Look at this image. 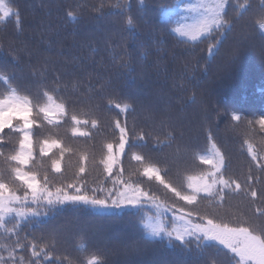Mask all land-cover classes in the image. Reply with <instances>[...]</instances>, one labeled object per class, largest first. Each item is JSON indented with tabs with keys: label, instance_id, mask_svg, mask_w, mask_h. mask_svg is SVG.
<instances>
[{
	"label": "trees",
	"instance_id": "obj_1",
	"mask_svg": "<svg viewBox=\"0 0 264 264\" xmlns=\"http://www.w3.org/2000/svg\"><path fill=\"white\" fill-rule=\"evenodd\" d=\"M10 2L19 11L22 27L17 26L15 16L0 22V71L12 75V87L31 101L30 118L36 121L31 129L33 159L25 170L36 172L41 180L46 174L52 186L68 184L63 179L68 176L65 165L69 164L70 152H64L61 157L60 149H68L67 140L85 141L103 134L100 152L94 160L87 153L77 151L79 157L72 183L79 181L86 186L93 164L98 178L110 179L109 188L113 189L114 177L122 168L125 179L169 206L187 211L206 203L209 207L206 215L217 222L231 225L243 222L257 230L264 228V216L255 213L256 208L264 211V168L259 166L264 164V139L245 134L251 127L248 120L232 119V113L245 117L247 111L243 108L251 102L258 107L256 120L264 115V59L257 53L264 47V32L253 24V18L242 19L231 31L225 28L223 34L213 26L209 32L192 39L183 34V29L198 19V12L187 7L197 4L198 0H145L143 4L140 0H127L138 22L135 29L126 25L128 10L118 8L117 0ZM250 3L254 11L264 7V0H250ZM68 11L77 13V18L66 17ZM178 28L182 30L177 31ZM244 38L248 39L247 48L241 50L238 45L245 46L246 40L241 42ZM210 45L214 46L211 52ZM234 49L238 50V58L230 63L227 54ZM122 58L129 61L127 65L121 62ZM226 68L230 70L223 71ZM208 76L215 79L209 83ZM8 91V86L0 81V98ZM44 92L65 105L66 114L57 117L54 124H48L38 112L37 106L48 103ZM116 103L127 105V111L116 108ZM73 115L89 123L76 125L71 119ZM92 120L97 122L96 127H92ZM117 120L122 125L126 122L131 142L109 176L101 161L107 155L106 145L112 144L115 151L119 143ZM231 124L234 126L230 127ZM74 127L88 135H73ZM54 128L66 136L51 135ZM5 133L0 143L5 145V153H10L18 147L19 134L9 129ZM141 134L149 141L150 149L138 143L137 137ZM157 139L163 143L157 144ZM45 140H57L60 146L41 156L39 148ZM134 140L137 141L132 143ZM213 144L225 160L224 178L235 179L244 188L239 193L226 195L223 204L215 197L201 194L196 205H187L154 178L144 176L142 166L131 159L132 153L143 156L145 164L161 170L166 182L182 194H188L189 176L214 171L199 159L213 152ZM249 144L262 157L259 162L252 159ZM81 155L87 157L83 161L86 172L77 175ZM52 160H60L59 173L52 169ZM0 167L7 169L3 158H0ZM249 170L254 179L246 183ZM8 178L6 171L5 179ZM249 188L258 191L254 201L246 194ZM229 192L225 189L226 194ZM157 213L143 207L117 213L92 211L80 205L51 208L45 219L30 218L21 224V235L27 233L31 239L33 235L47 237L55 233L56 243L50 250L52 259L59 258V264H85L86 257L92 254L100 255L104 264H159L162 261L235 264L228 252L209 242L197 248L192 238L190 245L174 238L170 241L165 236L146 240L142 221ZM161 216L166 218V224L175 220L169 214ZM7 242L0 240V243ZM20 254L28 258L31 249L25 248ZM41 264L49 261L41 258Z\"/></svg>",
	"mask_w": 264,
	"mask_h": 264
},
{
	"label": "snow or ice",
	"instance_id": "obj_2",
	"mask_svg": "<svg viewBox=\"0 0 264 264\" xmlns=\"http://www.w3.org/2000/svg\"><path fill=\"white\" fill-rule=\"evenodd\" d=\"M144 2L145 0H140L141 4ZM116 6L121 10H128L125 23L130 29H135L138 22L136 17L131 14V5L127 3V0H117ZM187 7L199 14L193 25L185 26L183 29V34L190 35L192 39H196L197 35L202 32H209L213 26L221 34L225 28L231 31L237 23L252 12L250 0H244L243 3L240 0H198L197 4ZM11 16H15L17 26L22 27L19 11L12 6L10 0H0V22ZM66 17L75 20L77 13L68 11ZM252 22L264 32V7L253 17ZM181 30L177 29V31ZM213 47V45L209 46V52L213 50ZM238 54V50L230 51L227 54L228 61L234 63ZM121 62L127 65L129 61L122 58ZM12 80V75L0 71V81H3L9 88L7 95L0 98V141L5 139V129L19 134L18 147L10 153H5V145L0 143V158H3L7 165V169L0 167V240L8 241L7 243H0V264H41V258L49 261V264H59V258L52 259L53 252L50 250L54 248L56 243L55 233H50L47 237L33 235L31 239L27 233L21 235V222L30 217L39 216L41 213L38 209L40 208H54L58 204L65 203L75 205L82 203L90 204L98 211H103L113 206L136 208L147 202L152 203L158 210L166 208L167 211L172 212L175 220L168 221L166 224V218L162 217L159 212L155 216L149 215L147 219L142 221L147 233L146 240L151 241L166 236L170 241L174 238L183 245H190L192 243L191 238H194L197 242V248H200L204 241H215L228 249L235 264H264V228L257 230L251 225L245 226L243 222L236 225L217 222L198 211H186L183 207L169 206L149 192L144 191L139 185H132L123 179L114 180V185H121L120 187H114L111 190L100 188L99 191L106 194L104 197L98 198L95 195L97 189H93V195L89 196L84 190L83 184L68 183L59 187L51 186L46 174L41 180L37 178L36 172L25 170L33 159L31 129L36 121L30 118L32 113L31 101L28 97L19 95L17 89L12 87ZM44 96L47 97L48 103L37 106L38 112L43 114V119L48 124H54L57 122V117L66 114L65 105L56 102L48 92H44ZM115 106L122 112L127 111L128 108L127 105L122 106L119 103H116ZM71 119L76 125L89 123L87 120L81 121L75 115ZM232 119L240 121L241 117L232 113ZM14 120L20 121V123L14 124ZM247 123L252 125L253 121L248 120ZM255 123L264 129V115L260 116ZM91 125L96 127L97 122L92 120ZM115 127L120 133L119 143L116 145L115 151H113L112 144H107V155L101 161L104 165V171L109 176L113 173L114 165L119 164L120 156L125 153L126 145H129L126 122L122 125L117 120ZM72 132L73 135H88V133L80 131L78 127H74ZM137 140L144 141L145 137L141 134ZM162 143L163 141L157 139V144ZM59 146L60 143L57 140L51 142L45 140L39 148V154L46 156L52 148ZM212 148L213 152L210 155L199 156V159L204 164L211 165L214 171L207 175L189 176L187 187L191 191L188 194H182L172 184L166 182L161 176V170L155 165L145 164L143 156L132 153L131 159L142 166L144 176L150 179L154 178L180 200L185 201L187 205H196L201 194H205L206 197H215L220 204H223L226 195L239 193L244 191V188L235 179L224 178L222 171L225 168L224 157L215 144L212 145ZM66 151H70V149H60L61 157ZM248 151L254 161L259 162L262 159L251 144H249ZM86 159V156L81 155L82 163L77 175L86 172L83 163ZM259 166L264 168V164H259ZM51 167L59 173L61 171L60 160H52ZM6 171L9 177L7 180L5 179ZM119 171L122 176L123 169L120 168ZM253 179L251 170H249L245 182H250ZM69 189L72 191L70 192ZM225 189L230 190V192L226 194ZM18 190H22V194H18ZM246 194L250 195L253 201L258 197V191L255 188H249ZM255 213L264 216V211L260 208H256ZM175 221L182 223L177 224ZM10 223L11 227H9ZM168 224L171 226L169 227ZM25 248L31 249V256L28 258L20 254ZM83 250L86 251V249ZM4 253L7 255L5 256ZM85 264H104V261L100 255L92 254L86 257Z\"/></svg>",
	"mask_w": 264,
	"mask_h": 264
},
{
	"label": "rangeland",
	"instance_id": "obj_3",
	"mask_svg": "<svg viewBox=\"0 0 264 264\" xmlns=\"http://www.w3.org/2000/svg\"><path fill=\"white\" fill-rule=\"evenodd\" d=\"M260 11V10H259ZM259 11H254V10H252V12H251V14L250 15H248V16H246L245 18L246 19H248V18H253ZM245 40H246V42H245ZM241 42H245V46L243 47V46H241L242 45V43L240 44V45H238V47L241 49V50H243V48H247V42H248V39L247 38H244V39H242L241 40ZM237 47V46H236ZM254 52H256L255 50H254ZM257 53H258V55L261 57V59H264V47H262V48H259L258 50H257ZM227 70H230V68H226L225 70H223V71H227ZM208 78H209V83L210 82H212L215 78H213L212 77V79L208 76ZM253 103L254 102H251V104L249 103V104H247L246 105V107H244L243 108V111L245 112V111H247L246 113H244V115H245V117H241V121L240 122H243V121H246V120H255L256 121V117H257V115L259 114V111H258V107L256 106V107H254L253 106ZM255 104V103H254ZM255 121H254V123L251 125V127H249V129H248V131L247 132H245V134H247V135H249V137H252V138H255L256 139V137H258V138H262V139H264V130L263 129H261V127H260V125L259 124H257V123H255ZM234 126V124H231V126L230 127H233ZM244 128V127H243ZM43 132V131H42ZM51 135H55V136H59V135H63V136H66V135H64V133L63 132H60V129L59 128H54V129H52L51 130ZM41 134H43V133H41ZM229 134H231V133H229ZM244 134V133H243ZM103 136V134H101V135H99V136H96V138L95 139H88V140H85V141H73V140H71V142H69L68 140H67V147H68V149H70V151H68V152H70L69 153V156H67V161H68V163L69 164H67V165H65V172H66V175H68V176H65L64 177V179H63V181L64 180H68V183H72V180H74V175H73V173H74V171L76 170V166H77V160H78V157H79V155H76V153H77V151H81V152H83V153H87L88 155H89V158H90V160L92 161V160H94L95 159V156H96V154L97 153H99L100 152V145H101V142H102V140H104V138L102 137ZM231 136H232V134H231ZM233 137H230V138H228V139H232ZM234 139V138H233ZM137 140H134V141H132V143L133 142H136ZM131 141L129 140V143H130ZM139 144H143L146 148H148V149H150L151 148V145L149 144V141H146V140H144V141H139L138 142ZM155 146V145H154ZM156 147V146H155ZM156 148H158V147H156ZM91 166V168H90V170H89V172H88V175H87V177H86V180H85V183L87 184L86 186H84V190L87 192V194L89 195V196H92L93 195V189H97V191H96V193H95V195L98 197V198H101V197H104L105 196V192H100L99 191V189L100 188H104V189H106V190H110L111 188H109L110 187V185H112V183H111V180L110 179H103V178H98V175L96 174V171H95V169H94V165L93 164H91L90 165ZM115 180H118V179H123L124 181H127V182H129V183H131L132 185H133V183L132 182H130V181H128L127 179H125L124 178V175L122 174V176H121V173L119 172H117V174L115 175ZM72 179V180H71ZM75 181V180H74ZM75 183V182H74ZM80 184V182L78 181L77 182V185H79ZM264 184H262V186H263ZM52 186V185H51ZM53 186H56V187H59V186H57V185H53ZM121 185H113V187H120ZM261 186V185H260ZM260 186H259V188H260ZM264 187V186H263ZM142 189H143V187H141ZM69 191L71 192L72 190L71 189H69ZM19 194H22V193H19ZM151 195H153L154 196V194H152L151 193ZM213 203H215L216 201H212ZM202 204H204V205H202ZM200 203L198 206H196L195 207V209L194 208H190V209H187V211H198V212H200L202 215H206V212H207V209L209 208L207 205H205L206 203ZM78 205H80V206H84V207H86L87 209H89V210H92V211H94L95 210V208L92 206V205H90V204H78ZM78 205H75V204H71V203H65V204H58V205H56L54 208H52V210L54 209H57V208H60V207H76V206H78ZM141 208V207H143V208H147V209H150V210H153V211H156V212H159V214L160 215H163L164 216V214H169L170 216H171V218L172 219H175L174 217H173V214L172 213H170L169 211H167V209L166 208H162V209H157L152 203H150V202H147V203H144V204H142V205H139V206H137L136 208H132V207H126V206H122V207H120V208H117V207H110V208H108V209H105V210H103V211H106V210H108V211H112V212H119L120 210H137L138 208ZM50 209L51 208H40V209H38L39 211H40V215L39 216H34V217H30L31 219H37V220H41V219H45L47 216H48V213L50 212ZM97 210V209H96ZM29 218V219H30ZM28 220V219H27ZM26 220H24V221H22L21 222V224H23L24 222H25ZM9 226H11V223L9 224ZM166 237V236H165ZM192 239H194V238H192ZM195 240V239H194ZM93 242H96L95 240L93 241ZM204 242H209V243H212V244H215V245H217V246H219L221 249H223L224 251H226V252H228L229 253V251H228V249H226L223 245H220V244H218L217 242H215V241H204ZM118 251H119V249H118ZM230 255H231V253H229ZM4 255L6 256L7 254L6 253H4ZM159 264H166V262H164V261H162V262H159Z\"/></svg>",
	"mask_w": 264,
	"mask_h": 264
},
{
	"label": "bare ground",
	"instance_id": "obj_4",
	"mask_svg": "<svg viewBox=\"0 0 264 264\" xmlns=\"http://www.w3.org/2000/svg\"><path fill=\"white\" fill-rule=\"evenodd\" d=\"M94 29V28H93Z\"/></svg>",
	"mask_w": 264,
	"mask_h": 264
}]
</instances>
